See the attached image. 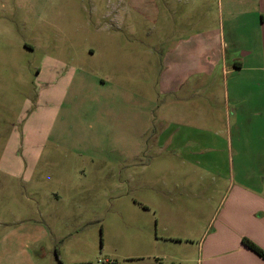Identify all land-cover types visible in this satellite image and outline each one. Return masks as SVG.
Wrapping results in <instances>:
<instances>
[{
    "label": "rangeland",
    "instance_id": "obj_1",
    "mask_svg": "<svg viewBox=\"0 0 264 264\" xmlns=\"http://www.w3.org/2000/svg\"><path fill=\"white\" fill-rule=\"evenodd\" d=\"M217 1L0 0V156L25 99L43 94L24 144L31 159L22 149L0 163V219L14 236L0 264H200L196 244L215 235L238 164L255 156L249 177L264 172V128L258 136L245 124L238 155L216 154L214 173L176 158L191 149L158 142L171 139L170 122L184 139L191 125L193 139L220 135L202 94L166 95L159 80L173 41L218 24Z\"/></svg>",
    "mask_w": 264,
    "mask_h": 264
},
{
    "label": "crops",
    "instance_id": "obj_2",
    "mask_svg": "<svg viewBox=\"0 0 264 264\" xmlns=\"http://www.w3.org/2000/svg\"><path fill=\"white\" fill-rule=\"evenodd\" d=\"M164 1L189 3L193 9L194 4L205 3L207 0ZM217 10L220 19L216 26L209 25L205 28L193 29L187 37L173 41L171 47L162 55V69L159 74L162 86L160 91L167 93L166 95H180L189 92L196 94L191 96L202 94L201 98L209 106L207 111L212 119L209 120L212 122L209 127L219 125L220 135L217 138L203 136L201 141L193 139L190 133L199 127L191 125V129H187L189 136L187 135L184 139L176 131L174 122H170L167 126L171 128V139L163 138L166 134L164 132L159 135L158 142L168 143V146L175 147L174 150L184 147L191 149L189 155L176 154V158L189 163H201L204 170L210 173H214L217 169L216 167L213 171L214 167L208 164L211 162L217 164L219 159L217 160L216 154L218 156L223 154L222 156L228 161L230 155H238L242 144L241 129L246 126L245 124H249L251 131L257 133L258 136L264 128V0H218ZM245 19L249 20L248 24L245 23ZM246 26L249 28H245ZM214 46L216 55L211 54ZM243 70L251 74L246 75L247 78L244 80L238 81L239 78L234 73ZM42 71L43 68H39L37 76L42 75ZM167 73L168 76L164 78ZM224 75L228 77L224 79ZM39 79L44 82L42 77ZM240 84H250V90L239 92L237 88ZM186 87L189 88L186 89ZM40 91L39 88L35 94L36 99H25L22 111L25 119L21 123L20 132H18V127H13L9 132L0 156V163L8 162V158L12 157L13 153L17 155L18 150L22 149V160L31 159L34 147L27 149L24 144L29 136L27 132L35 108L40 107L41 99H43ZM245 118L249 119V123L244 121ZM256 118L260 121L259 124L253 123ZM251 124L257 127L254 129ZM233 130H235V138H233ZM258 145L264 147V140ZM192 146L209 150V154L196 156ZM211 152L215 155H211ZM18 158L16 156L15 160ZM252 158L242 161L248 163L244 167L238 164L237 193L233 194L230 205L225 206L224 214L219 219L220 223L215 227V235L208 242L199 239L196 244L200 264H264V259L242 243V239H248L264 251V172L260 174L257 172L259 175L255 181L253 180L255 177H249L248 168L251 160H254ZM219 167L224 177L232 176L234 169L232 163ZM4 172L15 177L22 173L20 169L11 171L7 168ZM250 181L252 185L248 186ZM13 221L17 222L15 218ZM13 221L11 220V225L14 224ZM3 222L5 221L0 219V234L7 233L0 237V251L3 250L2 252L4 249L1 248V244L11 242L14 237L9 234L12 231L3 228L5 226Z\"/></svg>",
    "mask_w": 264,
    "mask_h": 264
},
{
    "label": "trees",
    "instance_id": "obj_3",
    "mask_svg": "<svg viewBox=\"0 0 264 264\" xmlns=\"http://www.w3.org/2000/svg\"><path fill=\"white\" fill-rule=\"evenodd\" d=\"M242 243L245 247H247L252 252H254L258 256H260L262 259H264V251L261 248H259L257 245H255L253 242L244 238L242 239Z\"/></svg>",
    "mask_w": 264,
    "mask_h": 264
}]
</instances>
